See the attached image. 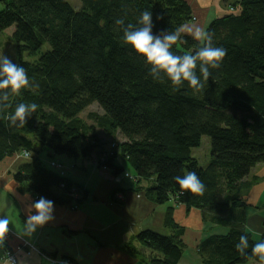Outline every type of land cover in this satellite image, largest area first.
<instances>
[{"label":"trees","instance_id":"1","mask_svg":"<svg viewBox=\"0 0 264 264\" xmlns=\"http://www.w3.org/2000/svg\"><path fill=\"white\" fill-rule=\"evenodd\" d=\"M79 1L77 9L70 0H0V32L14 27V62L25 68L32 84L10 95L7 107L0 106V161L23 151L31 154L14 172L20 192L76 207L87 199L88 190L52 164L57 155L93 159L115 178L130 179V189L144 192L152 202L175 201L163 220L171 233L147 228L134 237L149 249V256H143L133 241L125 243V250L143 256L145 264H178L182 258L187 244L185 228L174 220L176 205L201 209L206 221L228 229L200 240L197 252L204 264L259 262L241 256L235 245L242 233L249 236V252L252 244L264 240V234L255 239L246 228L248 204L243 196L255 182L247 180L249 173L264 163V0H235L230 13L206 27L213 44L227 54L199 91L186 82L177 89L166 79L153 81L143 58L124 44L121 26L115 23L123 18L135 24L147 10L153 14L154 33L174 31L193 21L189 2ZM45 43L50 48L38 60H24L26 53L36 55ZM199 46L182 33L172 51L194 53ZM21 102L38 107L24 124L13 126L9 117ZM94 103L103 111L94 113L96 126L112 142L117 132L125 141L107 148L108 140L82 120L79 115ZM204 135L210 137L211 158L202 166L192 150ZM189 171L204 184L201 193L181 189L176 182V176ZM122 182L112 189L114 202L130 190L121 187ZM11 248L4 236L0 261Z\"/></svg>","mask_w":264,"mask_h":264},{"label":"crops","instance_id":"2","mask_svg":"<svg viewBox=\"0 0 264 264\" xmlns=\"http://www.w3.org/2000/svg\"><path fill=\"white\" fill-rule=\"evenodd\" d=\"M186 1L190 3L194 16L193 21L188 22L187 26H199L205 30L212 20L230 13L231 4L235 0ZM58 157L55 159L64 163L61 160L62 156ZM15 158L9 157L0 161V215L9 216L11 221L9 225L11 233L9 232L6 237L9 239L11 249L16 251L18 260L16 264H66L68 259L75 264H145L141 255H132L125 250V243L143 229L154 230L156 222L165 227L163 220L166 208L174 206L175 201L158 205L149 200L144 192L130 189L133 183L124 185L123 181L121 187L130 190L125 192L120 202H114L111 200V192L118 187L117 180L103 179L100 177L101 173L97 171L99 176L95 177L96 180L92 176L89 181L97 182V179H101L103 186H100L98 191L93 187V183L78 182L88 190L87 199L76 207L54 203V219L38 228L35 233L23 234L28 209L39 198L31 193L20 192L19 184L14 180V172L19 165L14 161ZM68 163L71 165L74 161L68 158ZM247 180L255 182L243 195L248 204L245 210L246 228L253 231L255 239H259L264 234V163L255 166ZM119 204L121 205L118 206ZM205 215L201 209L188 211L184 205H176L174 220L185 228L183 240L187 244L178 264H204L197 252L200 240L211 233L228 231L221 225L206 221ZM125 217H129L130 227L128 229L123 227L122 230L121 224ZM146 218L152 220L146 221ZM167 231L171 233V229ZM24 241H28L37 249L27 252L25 245L23 246ZM133 242L142 253L138 241ZM145 253L148 255L143 256L150 255L148 250ZM0 264L11 263L3 260Z\"/></svg>","mask_w":264,"mask_h":264},{"label":"clouds","instance_id":"3","mask_svg":"<svg viewBox=\"0 0 264 264\" xmlns=\"http://www.w3.org/2000/svg\"><path fill=\"white\" fill-rule=\"evenodd\" d=\"M152 15V12L147 10L141 12L135 24H126L123 18L116 19V25L121 26L122 29L124 44L131 46L134 52L143 58L145 65L148 66V75L153 81L166 79L177 89L186 82L190 88L199 91L203 88V81H207L212 75L211 70L221 67L227 50L214 45L212 34L199 26L180 25L174 31L154 33ZM185 32L199 41L200 46L194 53L175 54L172 51L173 46ZM31 86L25 68L7 55L0 54V106L7 107L10 95ZM37 107L36 103H18L14 113L9 117L11 124L13 126L18 122L24 124ZM175 180L181 189L193 193H201L204 189V184L194 171L176 176ZM53 213L52 200L40 197L34 201L28 209L27 219L23 224V234L35 233L38 228L54 219ZM10 223L9 216L0 215V240H3L8 232ZM235 247L241 256L256 258L260 264H264V240L252 244L249 252L247 251L250 248L249 236L242 233Z\"/></svg>","mask_w":264,"mask_h":264},{"label":"rangeland","instance_id":"4","mask_svg":"<svg viewBox=\"0 0 264 264\" xmlns=\"http://www.w3.org/2000/svg\"><path fill=\"white\" fill-rule=\"evenodd\" d=\"M71 4L73 5V7L75 8H79L80 5V1L79 0H70ZM3 8V4H0V10ZM14 27H10L8 29H5L4 31L0 32V54H5L7 55L10 59H12L13 61L18 60V53H17V48H16V42H13L12 40V34ZM50 48V45L48 43H45L43 45V47L38 51V53L36 55H30L28 53H26L24 55V60H30V61H35L38 60V57L44 53L45 51H48V49ZM94 113H97L99 115H101L103 113L102 109L100 108V106L97 103H94L93 105L89 106L87 109L83 110V112L79 115L82 120H85L89 125H94L95 126V130L98 133V135L100 137H102L104 140H108L107 145H105L107 148H110V144L115 143L112 142L113 139L111 138V136L109 137L108 135H104L103 130L101 128H99L98 126H96V121L94 120ZM116 144H118V142L121 141H125V138L117 132L116 134V138H115ZM211 143H210V137L208 135H204L202 137L201 140V145L198 147H194V149L192 150V154L193 156L197 157L199 160V164L202 166H205L211 158ZM41 157L43 158V160L45 161V163L47 165L49 164V157L47 155L46 151H42V153L40 154ZM12 157H16L14 159L15 162H17L20 166V164L23 161L28 160L29 158L24 157V151L20 152L19 154H16ZM57 158L58 155H57ZM58 160V159H56ZM61 160L64 163H60V161L58 160L57 163L60 165L58 166L59 171L63 172V174H67L69 178L73 179L74 181L77 180V182H80L82 184H86V183H93V187L96 189V191H98L99 188H101L103 186V183L101 182V179H97V182L94 181H89L92 179L96 180L95 177L99 176V173H97V171H99L101 174V178L108 180L109 178L114 180H117V182H122V180L124 179L125 183L124 185H128L130 184L131 180L130 179H126L124 176H119V177H114L113 175H111V172L107 169L104 168H99L98 166L95 165V161L93 159H72L74 161L73 164L69 165L68 163V158L63 155ZM123 165L125 166V168L127 169V171L132 174H134V170L133 168L130 167V165L127 162H123ZM96 166V169H95ZM98 167V168H97ZM71 173V174H70ZM127 176L128 173H126ZM148 184H152V183H148ZM101 186V187H100ZM140 197V196H138ZM121 204H119L118 206H120ZM128 218L129 217H125L122 220L121 227L122 230L128 229L130 226V223H128ZM157 219V212L154 213V221H156ZM152 218H146V221H151ZM124 227V228H123ZM166 227V228H165ZM163 227V225L158 224V222L154 223V229L158 232H161L162 234H169V232L167 231V229H170V227L165 226ZM115 230V228H114ZM135 240V238L133 237L132 240ZM129 242V241H128ZM138 245H140V247L142 248L143 252L142 255H148L146 252V250L149 251V249L146 246L141 245L139 242L137 243ZM27 249V248H26ZM28 250V249H27ZM141 258H143V256H141ZM9 262L8 260H4ZM10 263V262H9ZM242 264H260V262L257 261H250L247 263H242Z\"/></svg>","mask_w":264,"mask_h":264},{"label":"built area","instance_id":"5","mask_svg":"<svg viewBox=\"0 0 264 264\" xmlns=\"http://www.w3.org/2000/svg\"><path fill=\"white\" fill-rule=\"evenodd\" d=\"M115 146H116V143H112L111 144V147H115ZM30 156H31V154L29 152L24 151V157L29 158ZM52 165H55L57 167L60 166L57 162H53ZM120 197H122V194L119 195V198ZM9 232L11 233V231L8 229V232L5 234V237L8 236ZM24 245L28 249L27 252H29V253L32 250L37 249V248H34V246H32L28 241H24L23 246ZM5 260H8L11 264H16L18 262L16 251H14V249L13 250H9L7 252ZM66 264H75V263L68 260V261H66Z\"/></svg>","mask_w":264,"mask_h":264}]
</instances>
